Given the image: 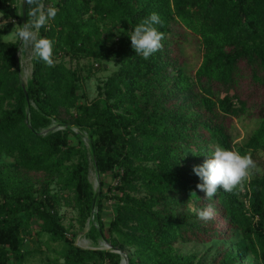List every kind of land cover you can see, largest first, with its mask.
<instances>
[{
	"label": "trees",
	"instance_id": "obj_1",
	"mask_svg": "<svg viewBox=\"0 0 264 264\" xmlns=\"http://www.w3.org/2000/svg\"><path fill=\"white\" fill-rule=\"evenodd\" d=\"M42 3L57 9L37 35L51 41L52 59L64 52L119 69L80 104L79 68L34 55L27 98L20 41L6 40L8 27L0 28V156L15 164L0 161V264H24L23 232L35 220L61 242L63 264L121 263L118 252L76 245L59 214L54 179L73 194L82 228L93 210L91 159L73 128L88 133L96 169L114 181L98 195L92 239L125 251L128 264H236L250 256L264 264V0H27V23ZM0 12L21 18L14 0H0ZM153 12L162 47L144 59L128 34ZM106 21L122 30H108ZM194 43L200 63L189 69ZM246 114L257 126L236 150L230 122ZM55 120L64 128L44 133ZM216 146L249 155L254 166L249 182L209 200L193 167ZM15 172L43 173L40 188ZM105 199L115 204L107 228ZM208 206L214 215L207 221L189 210ZM215 240L233 247L222 244L211 261L177 251L179 243Z\"/></svg>",
	"mask_w": 264,
	"mask_h": 264
},
{
	"label": "rangeland",
	"instance_id": "obj_2",
	"mask_svg": "<svg viewBox=\"0 0 264 264\" xmlns=\"http://www.w3.org/2000/svg\"><path fill=\"white\" fill-rule=\"evenodd\" d=\"M16 5L19 8L21 13V18L17 21L6 19L3 14L0 12V28L8 27V33L5 37L6 40L16 41L19 40L17 33L20 28L23 26L22 19V3L23 0H14ZM43 3L40 5V9L43 10ZM89 20H94L93 16H86ZM99 23V22H98ZM102 25L108 30H114L115 32L122 30L120 26L115 25L112 22L106 21V23H102ZM38 29H34L36 36L38 35ZM20 41V40H19ZM24 45V51L21 53L20 48ZM19 48V58H20V68L22 73L23 82L26 84L29 82L32 70H33V57L34 52L31 44L23 43ZM187 52L191 54L189 59V69H195L200 63V58L198 56V46L197 44H193L187 49ZM64 60L69 66L79 68L83 80L81 83V87L79 89L80 94V104L89 103L93 99L98 96V85L102 84L104 81L108 79V77L115 71L119 69V65L112 61H102L101 63L95 61L94 59L84 58L80 61L73 60L69 55H65L64 52H60L58 56H56L53 61H61ZM95 63V68L93 71H90L88 67ZM252 112V111H251ZM254 112V111H253ZM59 122L55 120L52 126H57L59 128L62 125L58 124ZM231 131L234 137V141L236 142V150H239L242 142L251 134V132L257 126V119L255 116H250L246 114L241 118H234L230 122ZM78 129V128H75ZM82 140L84 142L87 153L90 156V172L89 179L93 184L95 190L102 189L104 192H107L108 185L114 183L112 180V176L110 173H100L92 161V153L89 142L87 140L88 133L82 132ZM0 161L8 164L11 168H14V160L10 157H6L4 155L0 156ZM15 174L21 176L23 180H30L35 183L36 188H40L41 179L43 178V173H16ZM252 174L249 171V175L243 179V184L249 182ZM102 181L104 182V186H102ZM52 192L58 193L59 196V204L58 211L61 215L62 221L65 226L69 230V236L74 238L75 244L88 249H103L107 250V246L104 241V237H100L99 239H92L89 236V230L91 228L92 223L97 224L96 220H94L93 210L91 212L90 217L88 218L85 227L82 228L79 222V209L75 205L74 197L71 192H67L62 189L60 184L54 179L50 185ZM243 191L245 187H242ZM104 220L107 225L110 220L114 216L115 213V204L105 199L104 201ZM98 209L96 208L97 213ZM40 221L35 220L32 222L31 226L24 230V251L25 257L23 259L24 264H63L64 260L61 255L62 244L60 241L53 240L47 233L43 232L40 227ZM98 225V224H97ZM107 231V230H106ZM225 244L226 247L232 248L233 241L227 240H215L211 243L200 244V243H179L177 244V251L181 254H197L199 258H204L207 261H211L217 254L220 252V246ZM60 262V263H59ZM236 264H256L253 257H248L245 260L236 263Z\"/></svg>",
	"mask_w": 264,
	"mask_h": 264
},
{
	"label": "clouds",
	"instance_id": "obj_3",
	"mask_svg": "<svg viewBox=\"0 0 264 264\" xmlns=\"http://www.w3.org/2000/svg\"><path fill=\"white\" fill-rule=\"evenodd\" d=\"M56 15L57 9L51 5L43 10L37 7L33 13V22L23 24L17 33L19 40L22 43L31 44L34 55L49 66L53 63L52 43L44 38L38 39L34 29L45 26ZM161 23L159 14L153 12L138 23L131 34H128L131 46L137 55L148 59L162 47L163 33L157 27ZM253 166V160L249 155H241L229 148L216 146L210 151L209 158L202 164L195 165L193 171L202 181L197 184V188L204 192L206 198L210 200L218 189L232 191L249 175V170ZM189 210L193 211L199 219L205 221L210 220L214 215L211 206L190 208Z\"/></svg>",
	"mask_w": 264,
	"mask_h": 264
},
{
	"label": "water",
	"instance_id": "obj_4",
	"mask_svg": "<svg viewBox=\"0 0 264 264\" xmlns=\"http://www.w3.org/2000/svg\"><path fill=\"white\" fill-rule=\"evenodd\" d=\"M26 7H27V0H23V3H22V19H23V24H25L27 22V8ZM22 44L23 43L20 41V46ZM17 57H18V63L20 64V59H19V55L18 54H17ZM23 88L25 90V94H26L27 98H29V94H28V90H27V84L25 82H23ZM61 128H64V126H62ZM55 129H60V128L59 127L52 126V127L48 128V129H46L44 131V133H47L48 130H55ZM73 130L75 132H77V133L83 134L79 129L73 128ZM87 140L89 142L90 147L92 148L93 156L95 157V150H94L93 141L91 139H89V138H87ZM98 195H99V190H95L94 202H93V215H95V212H96V203H97ZM104 241H105V244L107 246V250H111V251L120 253L123 256V259L125 260V264H128L129 263V258H128V255H127V253L125 251H123L122 249H120L118 247H113L105 239H104ZM123 259H122V261H121L120 264L123 263Z\"/></svg>",
	"mask_w": 264,
	"mask_h": 264
},
{
	"label": "bare ground",
	"instance_id": "obj_5",
	"mask_svg": "<svg viewBox=\"0 0 264 264\" xmlns=\"http://www.w3.org/2000/svg\"><path fill=\"white\" fill-rule=\"evenodd\" d=\"M20 51H21V53L24 51V45L21 46ZM122 264H125V260L124 259H123V263Z\"/></svg>",
	"mask_w": 264,
	"mask_h": 264
}]
</instances>
